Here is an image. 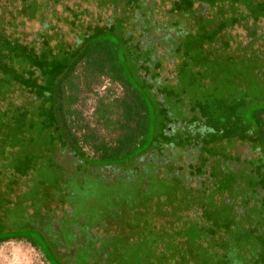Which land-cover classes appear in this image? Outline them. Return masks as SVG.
Listing matches in <instances>:
<instances>
[{"label":"rangeland","instance_id":"1","mask_svg":"<svg viewBox=\"0 0 264 264\" xmlns=\"http://www.w3.org/2000/svg\"><path fill=\"white\" fill-rule=\"evenodd\" d=\"M104 26L126 32L120 59L133 71L125 80L136 99L96 75L105 57L73 67L72 47ZM209 75L212 85L223 79L258 90L237 108L248 122L215 106ZM113 99L152 104L150 149L140 152L144 144L133 141L111 155L119 144L110 129L120 121L117 112L106 119L101 104ZM62 101L75 103L65 124ZM218 107L220 118L206 120ZM259 107L264 0H0V226L10 213L16 232L33 224L41 233L45 217L58 216L77 233L82 226L92 248L107 229H93V214L114 215L121 226L109 223L112 264H264V147L247 111ZM66 124H77L80 140L94 132L111 142L93 159L87 139L77 148ZM109 180L133 192L120 202L102 197L105 210L93 190ZM26 193L37 197L28 222L15 215ZM42 249L10 239L0 244V264H54Z\"/></svg>","mask_w":264,"mask_h":264},{"label":"trees","instance_id":"2","mask_svg":"<svg viewBox=\"0 0 264 264\" xmlns=\"http://www.w3.org/2000/svg\"><path fill=\"white\" fill-rule=\"evenodd\" d=\"M99 28H105L107 31H103L100 34H97L95 36L91 35L88 38H86L87 40L80 43L79 46H73L72 48V52L71 54L77 55L76 56V60L75 62H73L72 64H74L73 67H75V63H82L84 61H88V60H92L94 61V59H99L101 57H105L106 61L101 63V67L99 66V69H102L101 71H103L102 73H98L96 74L97 76H106L110 81L119 84L122 88H123V92L128 90L130 92H132V95H134L135 99L137 98L136 94H135V89L129 85L128 81V77L126 76V74H131L133 75V71H131V67L129 65V63L124 59L121 60L120 57H124L125 55L124 53L120 50V45H119V41H123V38H125L122 32H118V30H114L113 28H106L104 27H99ZM49 31H54L53 28H51V30H45L44 32L47 34ZM123 36V37H122ZM122 37V38H121ZM77 44V43H76ZM139 55V54H138ZM71 64V65H72ZM72 67V68H73ZM66 69V67H65ZM70 69L67 68V71ZM66 71V72H67ZM62 73H65L64 71ZM210 79L212 80V78H214L213 76L209 75ZM127 78V80H125ZM222 80L221 85L217 84V83H213L214 80H212L210 83V85H207V87H205V89L207 90V95H210V97L217 102V104L215 106H221V111H228L229 113H234L240 115L242 114V117L244 115V120L247 121V114H244L241 111V108L239 109V111L237 110L238 106H239V102L244 103L246 100H248V97L246 94H248V91H252L253 93H257L258 90L256 89H249L248 87L244 86V85H238V84H234L232 82H229L227 80ZM260 93V91H259ZM258 93V94H259ZM72 95V94H71ZM70 97V96H69ZM245 97V98H244ZM135 99H133V102H135ZM244 99H246L244 101ZM120 99H113L112 102L108 103V104H101L102 105V109L101 111L103 112L104 116L106 119H109L111 116L113 117L115 115V112H117V117H115L118 121L119 119V124H116L117 126H113L110 131L113 130V132H117V136L111 140L113 141H118V146L115 145L114 147V152L111 154L113 157L115 156H120V151H122L123 149H126L129 147V145L131 143H133V141L138 144V142H140L142 145V148H140V152H144L145 150L150 149V145L152 143V141L154 140V133L152 132V129L154 128V123L152 118H154V109L151 103L145 100L141 101V104L138 102L136 104V106H138V108H136L133 105H131L130 102H124V100L117 102ZM117 102L116 106H114V103ZM75 103L72 102H68L67 104H64L63 101L60 103L59 106V112L63 117V122L65 124V121L67 120V115L74 112L72 109V106ZM67 109L70 108V111L67 112L65 111ZM263 107V106H262ZM99 108H96V112H98ZM136 110V111H135ZM238 111V112H237ZM247 111H249L251 113V116L253 118V120L255 121L256 124H254L255 126L258 127V139L260 140V146L264 147V123H263V118H264V108H257L256 109H248ZM67 112V113H66ZM139 113L138 115H140L141 120H142V125L140 128L137 127V125L133 126V120H134V113ZM220 112V108L218 107V111L217 113ZM66 113V114H65ZM65 115V116H64ZM77 115V114H76ZM220 113L216 114L214 113V111H211L207 117L206 116V120H208L209 118H212L214 120H218L220 118ZM75 117V116H74ZM248 122V121H247ZM67 125V124H66ZM68 126V125H67ZM75 126L77 127V124L68 126V133H69V138H72V142H74V145H76L77 148L78 144H80V142H83L84 139H87L88 144L93 148V154H92V158L93 159H98L101 156V152L103 150V147H108L109 146V142L111 141H102L100 139L97 138L96 134L94 132H87L86 134L83 135V137L81 138V140L77 137L76 135V130H75ZM133 126V127H132ZM131 129H135V131H132ZM109 128V127H108ZM212 128V127H210ZM73 129V130H72ZM109 130V129H108ZM98 139V140H97ZM151 140V141H150ZM150 141V143H149ZM264 149V148H263ZM75 155H78L77 152L73 149ZM196 152V150H193ZM264 152V150H261ZM79 154L84 155V151L81 150V152ZM78 157V156H77ZM80 157V156H79ZM122 160V159H121ZM128 159L124 158L123 161H127ZM222 166H219V170L222 169ZM108 177V176H106ZM106 177H104L103 175H101L99 177L100 182H104L105 179H107ZM105 178V179H104ZM128 184V183H126ZM121 185H123L121 187ZM128 185H125V183H121L119 181H115V180H109L106 181V183L98 185V186H94V188L98 189V190H93V192H95L97 199L99 198L101 200V204L99 205L101 208H105V210L108 207V205L112 202L111 201V197H114L113 199L116 200L117 198H120L119 200H116L115 202H120L123 201L125 199V197H129V195H131V192H133L132 190L129 191ZM116 189V190H115ZM74 192V191H72ZM27 194V195H26ZM24 194L22 197H24V203L21 204L16 212L15 215L18 218H23V220L25 222H28L30 220V213H29V209H30V205L33 201H36L37 197L34 198L32 195H30L29 193ZM128 194V196H127ZM75 195V194H74ZM102 197H108L106 199H109L110 203L105 205L102 202ZM104 200V199H103ZM126 201L123 203V206L128 209L129 207H134L135 204L131 203L126 205ZM24 206V207H23ZM29 208H28V207ZM44 206V204L42 203V207ZM95 208V206H94ZM125 208L123 210H125ZM80 210V209H78ZM98 211V208L94 209V212L91 211L90 214L95 213L96 211ZM110 211V210H109ZM81 212V211H79ZM124 212V211H123ZM78 213V212H77ZM14 214V213H13ZM93 219H90V224L94 227H102V224L104 225L103 227H106L107 229H104L103 227V237L97 239L96 236L93 237V242H91L93 245H95L94 247H89L86 244V237H83L82 234H80L81 232L79 231V229L81 228L82 230L83 227L79 226V228L77 229L78 233L71 227L72 225L69 224L65 226L63 218L58 217V216H51V218L48 220L47 217H45V222H46V227H50L51 231H54L53 228H55V226H58L60 230H67L70 229L72 230V233H70V235L68 236L69 238L67 239V247L71 250L69 253L68 258L66 259V264H112L111 262V257L113 254L118 253L113 251L112 249H110V246L107 243V234H108V230H110V224L112 222H117L119 225L121 224V220L118 219L116 220L114 218V215L112 216H101L100 218H98L97 216H95L96 214H93ZM11 217L12 214H8L7 218L5 219V222H3L4 224H2L0 226V231L3 233L2 235H4V237H0V244L2 242L8 241L10 239H18V240H24L26 242H29L32 246L39 248V250L41 252H44L42 249L43 245L44 247H46L47 245L44 243L42 244L43 240L41 239V236L39 234V232L34 231L36 230V226H34L33 224H31V226L28 228V224L27 227L22 231V232H16L15 229H13L12 225H11ZM32 219V218H31ZM74 220V219H73ZM72 223L75 222V220ZM32 222V220L30 221ZM57 222V225H56ZM113 224V223H112ZM121 226V225H120ZM123 227V226H122ZM35 228V229H34ZM73 231L75 233H73ZM0 232V233H1ZM83 237V243L78 244L76 243V239L77 237ZM78 246V247H76ZM88 246V247H87ZM73 248V249H72ZM119 249H122L119 248ZM132 249H136V247H133ZM46 250L48 251V253L50 254V251L48 249V247H46ZM45 253V252H44ZM47 256V254H45ZM51 255V254H50ZM55 262V260H54ZM56 263V262H55ZM63 263V261H62ZM58 264V263H56Z\"/></svg>","mask_w":264,"mask_h":264},{"label":"flooded vegetation","instance_id":"3","mask_svg":"<svg viewBox=\"0 0 264 264\" xmlns=\"http://www.w3.org/2000/svg\"><path fill=\"white\" fill-rule=\"evenodd\" d=\"M53 230L54 231H51L50 227L47 228L46 226H44L41 233L39 232L41 239L43 240L42 244L45 243L47 245L46 247H48L50 254L53 256V262L55 260V262L58 264H66V259L68 258L69 253L71 251L67 247V239L69 238L68 236L70 235V233H72V230L70 228L67 230H60L58 226H55ZM73 233L75 232L73 231ZM83 240V237L78 236L76 239V243L81 244L83 243ZM55 262L54 264H56Z\"/></svg>","mask_w":264,"mask_h":264}]
</instances>
